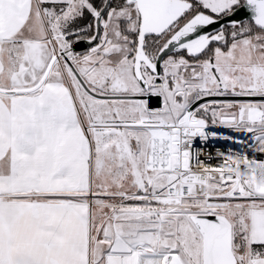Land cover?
Returning <instances> with one entry per match:
<instances>
[{"label": "snow or ice", "instance_id": "snow-or-ice-1", "mask_svg": "<svg viewBox=\"0 0 264 264\" xmlns=\"http://www.w3.org/2000/svg\"><path fill=\"white\" fill-rule=\"evenodd\" d=\"M260 156L264 0H0V264H264Z\"/></svg>", "mask_w": 264, "mask_h": 264}, {"label": "built area", "instance_id": "built-area-1", "mask_svg": "<svg viewBox=\"0 0 264 264\" xmlns=\"http://www.w3.org/2000/svg\"><path fill=\"white\" fill-rule=\"evenodd\" d=\"M235 147H240V145H236ZM226 148V144L223 141H220L219 143H210L208 147L206 148V151L210 152L212 156H217L218 152L217 149L224 150ZM213 164H218V160H213Z\"/></svg>", "mask_w": 264, "mask_h": 264}, {"label": "crops", "instance_id": "crops-1", "mask_svg": "<svg viewBox=\"0 0 264 264\" xmlns=\"http://www.w3.org/2000/svg\"><path fill=\"white\" fill-rule=\"evenodd\" d=\"M259 158L264 159V156H260Z\"/></svg>", "mask_w": 264, "mask_h": 264}]
</instances>
